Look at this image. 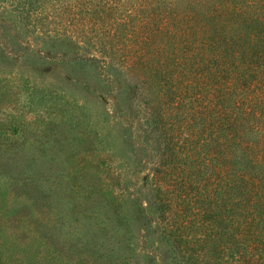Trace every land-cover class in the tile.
<instances>
[{
  "label": "trees",
  "instance_id": "trees-1",
  "mask_svg": "<svg viewBox=\"0 0 264 264\" xmlns=\"http://www.w3.org/2000/svg\"><path fill=\"white\" fill-rule=\"evenodd\" d=\"M71 11L80 33L67 34L80 53L72 60L132 72L145 107L132 145L142 186L128 198L101 192L105 208L110 199L132 203L142 233L144 205L154 209L163 244L147 255L154 264H264V0H74ZM22 144L8 136L3 147L14 153ZM43 147L34 160L52 171L55 157ZM22 159L31 162L10 161L18 168ZM61 173L73 192L75 177ZM55 190L44 192L48 200ZM16 193L5 188L2 197ZM114 214L90 239L44 226L41 244L55 237L64 252L79 248L87 257L79 264H131L132 223ZM55 252L34 264H65Z\"/></svg>",
  "mask_w": 264,
  "mask_h": 264
},
{
  "label": "rangeland",
  "instance_id": "rangeland-1",
  "mask_svg": "<svg viewBox=\"0 0 264 264\" xmlns=\"http://www.w3.org/2000/svg\"><path fill=\"white\" fill-rule=\"evenodd\" d=\"M73 7L74 0H0V264H34L55 251L65 264H79L87 258L79 248L64 252L55 237L41 244L44 226H55L65 238L90 239L115 212L132 223L131 264H154L147 255L163 245L154 209L144 205L150 224L142 233L132 203L110 199L108 211L100 200L101 192L128 198L142 186L136 177L142 155L132 146L145 129L143 99L134 88L138 77L118 64L104 69L101 63L72 60L78 50L67 34H80L71 28ZM8 136L24 143L14 153L3 147ZM39 146L54 155L52 171L41 166L39 155L34 160ZM16 154L31 162L22 159L14 167L10 160ZM63 171L75 177L73 192L62 182ZM148 174L142 170V176ZM50 185L56 190L48 200L44 192ZM5 188H15L16 196L3 198ZM91 191L96 201L86 206Z\"/></svg>",
  "mask_w": 264,
  "mask_h": 264
}]
</instances>
